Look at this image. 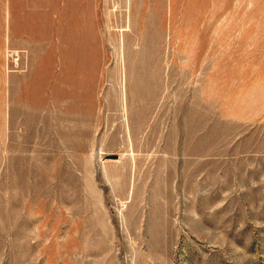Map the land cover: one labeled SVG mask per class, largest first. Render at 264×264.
I'll list each match as a JSON object with an SVG mask.
<instances>
[{
    "label": "rangeland",
    "instance_id": "rangeland-1",
    "mask_svg": "<svg viewBox=\"0 0 264 264\" xmlns=\"http://www.w3.org/2000/svg\"><path fill=\"white\" fill-rule=\"evenodd\" d=\"M4 2L0 264H264V0Z\"/></svg>",
    "mask_w": 264,
    "mask_h": 264
},
{
    "label": "crops",
    "instance_id": "crops-1",
    "mask_svg": "<svg viewBox=\"0 0 264 264\" xmlns=\"http://www.w3.org/2000/svg\"><path fill=\"white\" fill-rule=\"evenodd\" d=\"M4 30L11 35L30 34L29 30L61 28L63 34L74 33L75 29L83 28L85 20L98 19L101 0H4ZM28 25V26H27ZM35 26V27H34ZM81 26V27H79ZM70 32H68V31ZM49 35L50 32H42ZM80 31L79 34H83Z\"/></svg>",
    "mask_w": 264,
    "mask_h": 264
},
{
    "label": "water",
    "instance_id": "water-1",
    "mask_svg": "<svg viewBox=\"0 0 264 264\" xmlns=\"http://www.w3.org/2000/svg\"><path fill=\"white\" fill-rule=\"evenodd\" d=\"M109 158H113V159H116L118 158V155L114 154V155H108Z\"/></svg>",
    "mask_w": 264,
    "mask_h": 264
}]
</instances>
